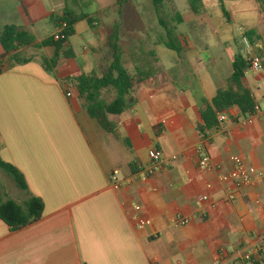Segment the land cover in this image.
<instances>
[{
    "label": "crops",
    "instance_id": "1",
    "mask_svg": "<svg viewBox=\"0 0 264 264\" xmlns=\"http://www.w3.org/2000/svg\"><path fill=\"white\" fill-rule=\"evenodd\" d=\"M222 3L203 0L199 14L188 0L164 3L179 53L167 47L153 0H0V34L17 26L38 45L58 33L68 9L95 21L78 22L61 50L30 46L19 52L28 62L0 60V157L28 184L21 190L12 180L21 194L1 177L0 198L45 204L42 218L20 230L0 219V264H244L264 244V70L245 72L261 109L251 123L236 107L206 136L197 130L204 101L227 87L236 58H264L260 0ZM114 27L126 68L155 71L135 86L126 111L110 117L116 134L90 117L69 82L111 65ZM154 149L163 163L149 175ZM204 155L221 169H202ZM235 155L252 174L249 186L221 180ZM138 218L152 225L140 228ZM178 218L190 222L178 226Z\"/></svg>",
    "mask_w": 264,
    "mask_h": 264
},
{
    "label": "trees",
    "instance_id": "2",
    "mask_svg": "<svg viewBox=\"0 0 264 264\" xmlns=\"http://www.w3.org/2000/svg\"><path fill=\"white\" fill-rule=\"evenodd\" d=\"M77 1V0H74ZM168 0H153L155 11L160 16V24L166 29L168 42L167 47L181 52V48L176 42L175 33L166 26V19L163 15L164 3ZM222 3V0H220ZM190 9L195 14H199L203 8V0H188ZM264 8V0H260ZM223 4V3H222ZM226 14V10L223 6ZM61 23H66L67 28L61 33L44 40L40 45L36 43V38L17 26H6L0 34V42L4 49V54L0 60L9 58L11 62L22 63L28 60L21 57L20 50L30 46L55 47L61 50L75 34V26L78 22L86 20L89 24L95 21L88 16H80L73 10H66L60 18ZM62 35L65 40H62ZM252 41L254 32L247 34ZM119 31L117 27L109 30L108 44L113 51L111 65L106 69L91 74H83L77 79L69 80L76 87L80 99L84 102L83 108L91 118L109 133H117V125L111 121V116L123 114L129 106V99L135 86L148 80L155 75V71L137 69L130 71L123 63L120 48L118 46ZM250 62L242 55L237 57L233 64V74L228 80L227 87L220 89L210 103L204 101L201 109L202 123L197 126V130L202 136H206L209 131L220 127L219 117L224 113H229L233 108H239L243 116L255 114L256 103L252 93L245 87V72L249 68ZM1 73V68H0ZM114 91L116 97L110 101L103 97V93ZM127 144L130 147L129 142ZM0 169L9 176L21 190H27L28 184L24 175L12 164L5 162L0 157ZM45 204L38 197L31 199L21 206L14 200L3 201L0 198V219L3 220L12 231H17L38 222L44 213Z\"/></svg>",
    "mask_w": 264,
    "mask_h": 264
},
{
    "label": "built area",
    "instance_id": "3",
    "mask_svg": "<svg viewBox=\"0 0 264 264\" xmlns=\"http://www.w3.org/2000/svg\"><path fill=\"white\" fill-rule=\"evenodd\" d=\"M66 23H61L59 27L58 33L63 34V32L67 28ZM62 40H65V36L62 35ZM243 42L248 50L251 49V43L247 37H244ZM250 69H252L254 72H262L264 70V58L260 56L253 57L250 60ZM67 97H72V93H67ZM260 107H255V114L260 111ZM255 114L250 115L249 122L251 123L252 118L255 116ZM228 119L227 114L224 113L220 115L219 122L223 123ZM164 124L167 123V121H163ZM149 158L152 161V167L149 169L148 173L149 175L155 174L157 169L161 166L163 163V155L162 153L157 150H151L149 153ZM232 164L233 168L227 172L223 173L221 175V180L225 183H235L239 188L249 186L253 183L252 174L248 169L247 164L245 163L244 159L241 156L235 155L232 157ZM200 167L205 170H220L221 166L214 164L211 160V158L208 155H204L200 159ZM117 175L118 171H115L113 173L112 179L114 181H117ZM203 199L206 201L209 199L208 196H204ZM229 199H233V197H230ZM135 210L137 212L141 211L140 206H135ZM190 220L188 218H178L175 220V224L178 226H186ZM138 225L140 228H145L152 225L151 220L144 219V218H138ZM244 264H264V244L257 250L249 251L245 254L243 259ZM214 264H223V261H215Z\"/></svg>",
    "mask_w": 264,
    "mask_h": 264
},
{
    "label": "rangeland",
    "instance_id": "4",
    "mask_svg": "<svg viewBox=\"0 0 264 264\" xmlns=\"http://www.w3.org/2000/svg\"><path fill=\"white\" fill-rule=\"evenodd\" d=\"M105 96H106V98H107V96H108V93H106L105 94ZM108 99V98H107ZM1 177H5L6 179H8V182L10 183V185L13 187V189L15 190V191H19V193H21L22 194V192H21V190H18V189H16L15 188V186H13L14 185V182L12 181V179H10L1 169H0V191H5V189L2 187V182L4 181V179L3 178H1ZM6 190H8V189H6ZM5 200H10V198H11V196H9L8 198L7 197H3ZM14 199H15V197H13Z\"/></svg>",
    "mask_w": 264,
    "mask_h": 264
}]
</instances>
